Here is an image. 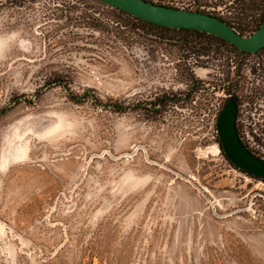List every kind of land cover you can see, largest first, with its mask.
Masks as SVG:
<instances>
[{"label":"rangeland","instance_id":"rangeland-1","mask_svg":"<svg viewBox=\"0 0 264 264\" xmlns=\"http://www.w3.org/2000/svg\"><path fill=\"white\" fill-rule=\"evenodd\" d=\"M120 22L96 0H0V264H264V181L217 126L247 57ZM254 107L241 138L264 158Z\"/></svg>","mask_w":264,"mask_h":264},{"label":"water","instance_id":"water-1","mask_svg":"<svg viewBox=\"0 0 264 264\" xmlns=\"http://www.w3.org/2000/svg\"><path fill=\"white\" fill-rule=\"evenodd\" d=\"M99 1L156 25L193 29L216 35L244 53H254L264 48V20L252 34L242 35L220 17L201 11L161 5L149 0ZM235 108V103L230 102L217 117L222 145L233 163L264 181V161L242 144L235 125Z\"/></svg>","mask_w":264,"mask_h":264},{"label":"trees","instance_id":"trees-1","mask_svg":"<svg viewBox=\"0 0 264 264\" xmlns=\"http://www.w3.org/2000/svg\"><path fill=\"white\" fill-rule=\"evenodd\" d=\"M96 1H99V0H96ZM149 1L161 4V5L175 7L174 5H171L169 3L156 2L155 0H149ZM241 1H243L241 11H236L233 13H227L225 15H222L220 13L211 12V11H208L206 9H202L200 7L196 8L195 10L218 16L221 19L225 20L227 23H229L237 32L241 33L242 35H249V34H252L254 31H256L260 27L261 23L264 20V0H253L252 5H250V4L247 5V3H244L245 0H241ZM238 3H239L238 0H234L232 2V4L229 5V8H231V9L234 8L235 7L234 5H236ZM250 6H252V7H250ZM109 7L112 8L113 13L115 15H117L119 18H121L123 20V22H120L118 24V26L113 25L112 27H110L111 28L110 31L114 36L117 35L122 39L125 38V35L129 32L128 28H130V27H133V29H135V30L138 29V30L153 31V32L154 31H166V32L167 31H169V32L175 31V32H181L183 34H186V36L183 37L185 40L188 39V35L192 36V37L193 36L205 37L208 39H214V40L220 41L222 44L231 47L233 51H236V52L239 51L240 52V50H238L235 45L227 42L223 38L218 37L216 35L206 33L203 31L193 30V29H177V28H169V27L156 25V24H153L151 22L140 19L138 17H135V16H133L127 12H124V11L118 9V8H115L112 6H109ZM186 9H190V8H186ZM249 9L253 10V11H257L258 15L257 16L256 15L250 16V14L248 13ZM115 22H119V20H116ZM119 25H120V27H119ZM124 26H130V27L122 29ZM110 31H108V32H110ZM115 106L117 108L119 107L118 105H115ZM219 144H220V147L222 150V154L229 161V163L236 166L237 168H239L226 155V152H225V149L222 145L221 139L219 140ZM243 171H245V170H243ZM245 172H247V171H245Z\"/></svg>","mask_w":264,"mask_h":264},{"label":"flooded vegetation","instance_id":"flooded-vegetation-1","mask_svg":"<svg viewBox=\"0 0 264 264\" xmlns=\"http://www.w3.org/2000/svg\"><path fill=\"white\" fill-rule=\"evenodd\" d=\"M238 53L243 56V58L247 57V60L249 61V64L245 66L246 68H244V73L245 71L247 72L245 74L248 76L250 81L246 80V78L243 77L244 75H241V69H238V79L235 81L230 80L221 84L220 87H223L226 92V99L223 108L230 102L235 103V125L240 140L252 154H254L261 161H264L263 157L243 143L240 132L241 126L238 122V120L242 117H247L252 114L255 117L263 112L257 107H254V103L264 101V48L254 53H244L242 51H238ZM173 98L176 99L177 96L174 94ZM251 175L262 179L254 174Z\"/></svg>","mask_w":264,"mask_h":264}]
</instances>
